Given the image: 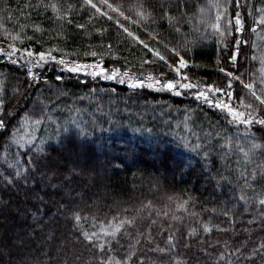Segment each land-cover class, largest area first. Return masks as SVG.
<instances>
[{"label":"trees","instance_id":"trees-1","mask_svg":"<svg viewBox=\"0 0 264 264\" xmlns=\"http://www.w3.org/2000/svg\"><path fill=\"white\" fill-rule=\"evenodd\" d=\"M37 2L0 0V47L5 51L10 50L8 46L12 43L17 48L34 52L56 48L60 50L53 51L52 55L70 63L101 62L109 71L115 68L144 78L152 74L164 80L179 77L150 49L159 50L168 63L174 64L177 58L169 49L176 48L189 61V67L183 71L192 83L199 81L227 90L231 78L226 72L231 71L243 74L245 83L255 81L259 92L264 25L258 26L256 19L260 15L257 9L264 7V0H239V7L237 0L230 3L212 0L222 6L228 5L233 24L237 12L243 20V32L238 33L233 28L227 38V49L217 43L211 28L199 23L200 7L206 9L207 21L214 22L216 10L210 7L209 0H186L183 8L186 16L179 32L162 17L160 9L162 3L174 5L175 0H109V3L123 6L122 11L130 17L128 20L111 12L101 0H92L100 12L86 5L84 0H54L62 9L72 5L71 24L66 20H55L50 9L26 7ZM140 4L146 12L152 13L154 21L133 22L139 20L135 12ZM103 12H108L113 19L101 15ZM173 14L178 13L173 11ZM188 19L191 23L186 22ZM76 24L85 27L77 28ZM121 24L132 33L131 36L124 32ZM21 25L25 26L23 31ZM36 25L43 31L35 32ZM221 25L223 27L224 21ZM205 29L208 36L201 39ZM18 34L23 43L13 41L12 37ZM236 39L247 43H241L233 67L230 56L235 51ZM186 41H195L194 45H189L190 50L184 47ZM144 44L149 47L145 48ZM92 51L97 55H85ZM21 55L17 53L13 59ZM254 55L256 60L252 59ZM33 71L39 73L38 82L28 76L23 59L12 64L5 55L0 57V82L6 101L3 118L8 125L6 132H0V264H64L65 260L75 264L74 253L88 256L84 245L77 242L79 233L73 226L68 208L81 210L85 216H95L98 221H108L117 214L131 217L151 202V208L140 212L142 219L137 224L139 230L144 231L150 220L155 219L157 224L152 225L155 242L151 245L142 243L138 255L156 243L165 247L171 231L177 236V248L171 256L147 253L166 264L173 259L185 264H216L220 253L225 251L224 240L236 245L247 240L244 252L248 253L264 239V231L255 224L249 226L246 223L256 212L257 206L253 205L252 214L240 216L236 235L213 232L201 237L203 244L193 240L191 248L183 247L187 227L196 225L198 219L207 221L211 218L214 223L226 226L224 217L214 214L212 209H220L225 203L230 205L232 198L239 195V184L243 181L238 179L235 163L241 159L239 152L229 153L225 158L227 149L222 145L225 137L232 138L233 146L236 142L246 145L252 137L245 136L244 125L229 123L230 118L224 112L206 107L188 90L176 96L169 91L133 89L125 83L106 81L97 76L84 78L80 72L67 71L54 61L33 68ZM229 91L232 92L231 103L239 109L244 110L241 100L248 103L253 99L238 81H233ZM220 94L215 95L219 97ZM41 112L44 119L39 127H25L19 123L25 113L36 116ZM260 114L264 116V109ZM73 118L86 135H81L77 126L70 123ZM17 127L21 129L18 135L34 133V142L25 147L12 143L11 133ZM250 131L258 143H264V128L253 125ZM41 141L45 142L44 152L39 154L37 167L32 170L28 156L35 152ZM197 144L200 147L193 150ZM205 152L209 153L207 158ZM256 159L260 162L264 157L257 153ZM17 160L19 166L29 167L27 183L24 178H14V169L8 166L9 162ZM5 177L11 178L12 182ZM262 184L256 186L257 192L261 191ZM183 201H189L187 211L177 208ZM61 205L66 208L61 209ZM124 209L128 211L124 212ZM237 211L241 212L242 208ZM149 212L151 217H148ZM192 212L198 213L199 217L191 216ZM173 216L181 217L183 222L173 220ZM83 223L86 230L92 229L90 222ZM161 225L169 231L157 235ZM246 227L254 229L250 236L242 231ZM130 231L135 235L137 229ZM201 248L206 249L207 254ZM122 254L123 250L118 253ZM227 259L220 264H226ZM231 259L234 264H253L243 256L238 260L235 256ZM254 264H260L259 256L254 258Z\"/></svg>","mask_w":264,"mask_h":264},{"label":"snow or ice","instance_id":"snow-or-ice-1","mask_svg":"<svg viewBox=\"0 0 264 264\" xmlns=\"http://www.w3.org/2000/svg\"><path fill=\"white\" fill-rule=\"evenodd\" d=\"M230 3L231 0H228ZM86 5H90L91 8L95 9L96 12H100V9L96 4L92 2V0H84ZM101 3L105 5L111 12L116 13L120 17H124L125 20L130 19V17L126 16L124 11H122V5L109 3V0H101ZM209 4L211 8L216 10L214 22L209 23L206 19V9L204 7L199 8L200 20L199 23L202 25H206L207 28L212 29V35L217 37V43L222 44L224 49L228 48L227 38L232 34L233 28L236 32L242 33L244 29L243 20L239 14V12L235 15V24H233V19L228 15V5H220L219 2L213 3L212 0H209ZM26 7L39 9L43 7L45 10L50 9L53 13L55 20L64 21L71 24L72 20L70 18V10L72 5H69L67 9H62L59 3L54 2V0H38L37 4L32 5L31 3L27 4ZM186 7V0H175V4H165L162 3L160 5L162 17L167 20L170 26H174L177 32L180 31V26L182 20L185 18L186 13L183 11V8ZM237 7H239V0H237ZM138 10L135 12V15L139 18L137 21H133L134 23H139L140 21H146L152 19L154 21V17L151 12H146L144 6L142 4L137 6ZM173 11L178 13L177 15L173 14ZM260 13L259 17L256 19V24L264 25V7H260L257 9ZM101 15L106 16L107 19L112 20L113 16L109 15L108 12H103ZM251 15V11L249 12ZM91 19V18H90ZM221 21H224V25L222 27ZM119 24V20L116 21ZM186 22L191 23V20L188 19ZM77 28H84L83 24H76ZM121 28L124 26L121 24ZM25 28L24 25H21V31ZM199 29H197L198 31ZM35 32H42L43 29L36 25L34 27ZM252 31L255 32L256 28L253 27ZM124 32L128 33L129 36L132 35L131 32H128L127 28H124ZM208 34L205 31L201 35V39L207 38ZM27 39H32V37H26ZM13 41L20 40L23 43L21 36L18 34L12 37ZM138 39V38H137ZM143 43V41H140ZM241 43H247V41H242L241 39H236L234 43L235 51L230 56V61L233 67L236 66L237 57L239 55L240 45ZM195 41H186L185 49H189V45H194ZM9 51H5V49L0 48V54L5 55L10 63L18 64L21 59L24 60L25 65L27 66V74L31 79L35 82L39 81V77L33 71V68L43 67V65L49 63L50 61H54L55 63L62 65L63 68L70 72H80L82 70L91 69L88 72L93 78L96 76H101L105 80H113L118 79V83L124 84L127 83L129 88H148L154 89L156 91H169L172 92L176 96L182 95L181 89L183 90H192L197 89L194 92V96L197 100H200L209 106L215 107L222 112H225L229 119V123L236 125H245L246 131L245 136H251V139L247 140V144L236 142L235 146L231 137H225V143L222 147L227 149V152L224 153L225 158L229 155V153L239 152L241 159L235 161L237 164L238 172H239V180H242L243 183L239 184V195L234 196L232 198V203L229 205L225 203V205L220 209H212L214 214H218L224 217V222L226 226H221L219 223H214L210 218L207 221H203L198 219L196 221V225H189L187 227V232L184 238V248H191L193 246L192 241L196 240L197 243L203 244L204 240L201 238L202 236H210L213 232L220 233H232L233 235L237 234L236 226L239 222L240 216L248 213L252 214L250 210L253 205L257 206L255 214H252V219L246 221L247 225H257L260 230L264 231V160H260L257 162V153L260 154L261 157H264V143H258L255 137V134L250 130L253 125H260L264 128V116H262L261 110L264 109V54H261L259 57L261 68H260V77L259 84L260 89L257 91L256 82H248L245 83L242 78L243 74H235L234 72L227 71L224 68H219V71L226 72V75L230 77L227 83V90L216 87L214 84H202L197 81L196 83H192L184 73V69L189 67V61L181 55V52L176 48H171L169 51L177 58L176 62L168 63L166 57L161 54L159 50L150 49L153 52V55L158 58L160 61H164L165 65L176 74L179 79H168L161 80L157 79L154 75L149 74L144 79L137 77L136 75L129 74V71L120 72L119 69L108 70L105 69L102 64L97 63L93 64H80L78 62L69 63L63 58L57 59L56 56L52 55L53 51H59L60 49L50 48L47 51H39L34 52L28 48L20 49L15 46V43L10 44ZM111 45H108V48L111 49ZM145 48L149 46L144 44ZM168 46L165 45V48ZM255 47V45H253ZM17 53H22L20 57L13 59L16 57ZM96 56L97 52L92 51L91 53H85V55ZM253 60L257 59V56H252ZM152 61H145V63H151ZM160 75H164V73H160ZM255 75V74H253ZM57 79H62L61 77H57ZM233 81H238L243 85L245 89L248 90L251 97L253 98L251 102L244 103L241 100V106L244 108V111L239 110L236 107H233L231 103L224 100L221 97H217L216 93H225L229 99L232 97V92L229 91L232 89ZM31 87V85H29ZM18 91V90H17ZM4 87L3 83L0 82V132H6L8 125L3 118L4 116V106L5 99L3 98ZM9 115H12L9 113ZM50 118V117H48ZM44 113L33 116L29 113H25L22 117V120L19 122L25 127L36 126L39 127L43 123ZM70 123L76 125L80 130L81 135H86V131L83 128H80L77 120L75 118L70 120ZM187 127V125H186ZM59 130V128H58ZM21 129L19 127L15 128V130L11 133V141L16 144L18 147H25L29 144H32L34 141L29 133L25 132L23 135H18ZM64 131L67 132L68 128L65 126ZM149 132L151 129L148 130ZM217 135H219L217 133ZM199 139V137H198ZM45 142L41 141V145L35 148V152L28 156V165L32 170H35L37 167L36 160L39 154L44 152L43 144ZM200 147L197 144L193 150H196ZM29 152H32L29 149ZM205 158L209 156L208 152L204 153ZM7 157V152H5V159ZM20 161L17 160L15 163H8L10 168L14 169V178H24L25 183H27L26 174L29 172V167L19 166ZM252 166V167H249ZM5 179L11 183L12 179L9 177H5ZM223 179H228L227 177H223ZM231 183V181H229ZM258 184H262L261 191L257 192L256 186ZM252 193V195H249ZM189 201H183L181 204L177 205L178 210L183 209L187 211V205ZM151 202L144 205L143 208L137 211V213L131 217L129 216H121L119 214L111 217V220L108 221H98L95 216H85L81 214V210H74L68 208L67 211L70 212V219L73 221V226L76 231L79 233L77 237V242L82 243L84 245L85 251H87L88 256H85L81 252H77L73 254V259L75 264H166L165 261L152 258L147 255L148 252L159 253L160 256H171L176 248H177V236L169 231V229H164L161 225V231L157 232V235H162L164 231H169V235L166 237V246L160 247L158 243L152 247H146L140 255L138 252L140 251L139 246L144 243L146 245H151L155 242V236L152 233V225H156L157 221L155 219L150 220V224L146 227L144 231H140L137 221L142 219L140 216V212L144 210V208H151ZM66 208L65 205H61V209ZM242 211L238 213V209ZM60 209H58L59 211ZM127 212V209L123 210ZM152 213H148V217H151ZM159 215V213H157ZM167 216V212L164 213ZM191 216L199 217L198 213L192 212ZM173 220L183 222L181 217L173 216ZM85 221H88L92 225L91 230H86L84 228ZM137 229L135 235H133L130 229ZM171 228V225L169 226ZM179 232V229L175 230ZM243 232L248 233L249 236L254 231L251 227H246L242 229ZM125 241V242H122ZM220 241H217L219 244ZM223 247L225 249L224 252H221L216 264H220L221 261H225L226 257L228 258L226 264H234L231 257L235 256L238 260L241 256L244 257L245 260H252L254 264V258L256 256L260 257V264H264V239L260 241L258 246H254L250 252L245 253L244 249L247 247V240L240 241L238 245L233 244L230 240H224ZM214 246V245H209ZM231 249V250H230ZM123 250L122 255H118V253ZM202 252L207 254L206 249L201 248ZM64 264H69V261L65 260ZM167 264H185L184 261L179 259H173L172 261L167 262Z\"/></svg>","mask_w":264,"mask_h":264},{"label":"rangeland","instance_id":"rangeland-1","mask_svg":"<svg viewBox=\"0 0 264 264\" xmlns=\"http://www.w3.org/2000/svg\"><path fill=\"white\" fill-rule=\"evenodd\" d=\"M0 48H1V47H0ZM0 57H4V55L0 54ZM66 61H68V60H66ZM68 62H69V61H68ZM69 63H70V62H69ZM97 63L102 64L101 62H95V63H92V64L95 65V64H97ZM102 66H103V65H102ZM103 67H104V66H103ZM90 71H91V69H88V70H82V71H80V74L83 75V77L85 78V77H87V76H91V75L88 74V72H90ZM121 73H122V72H121ZM36 74H37V76H39V73H36ZM97 77H100L101 79H103L101 76H97ZM137 77H139V78H141V79H144V77H142V76H137ZM177 79H179V78H177ZM103 80H105V79H103ZM164 80H168V79H164ZM106 81H118V79L106 80ZM125 84L128 85L127 83H125ZM146 89H148V88H146ZM148 90H151V91H153V92H166V91H156V90H154V89H148ZM180 91L182 92V91H185V90L181 89ZM188 91H189L190 95H194V92H196L197 89H192V90H188ZM219 97H221V98H223L224 100H226V101H228L229 103H231V100L228 99V98L226 97V95H224V94L221 93ZM201 103H202L203 105H205L206 107L210 108V109L219 110V109H217V108H215V107L209 106L208 104H206V103H204V102H202V101H201ZM231 104H232V103H231ZM232 106H233V107H236V106L233 105V104H232ZM236 108H238V107H236ZM238 109H239V108H238ZM239 110L244 111V110H242V109H239ZM220 111H221V110H220ZM224 114L226 115L225 112H224ZM229 118H230V117H229ZM244 126H245V125H244ZM30 136L32 137L33 141L36 139V135H35L34 133H31Z\"/></svg>","mask_w":264,"mask_h":264}]
</instances>
